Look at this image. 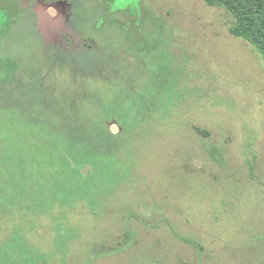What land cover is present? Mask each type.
<instances>
[{"label": "rangeland", "instance_id": "1", "mask_svg": "<svg viewBox=\"0 0 264 264\" xmlns=\"http://www.w3.org/2000/svg\"><path fill=\"white\" fill-rule=\"evenodd\" d=\"M233 21L204 0H0V264H264V60Z\"/></svg>", "mask_w": 264, "mask_h": 264}, {"label": "trees", "instance_id": "2", "mask_svg": "<svg viewBox=\"0 0 264 264\" xmlns=\"http://www.w3.org/2000/svg\"><path fill=\"white\" fill-rule=\"evenodd\" d=\"M207 5L220 7L227 9L234 17L233 24L230 26V32L232 35L242 38L251 45H253L258 53L261 55L264 60V0H204ZM6 71V68H5ZM26 87L23 84H19L16 87V98H18V102H25V94ZM1 99H10L12 95L10 93H2L0 94ZM30 103V101H28ZM27 103V104H28ZM1 110H5L7 112H11V114L20 115L21 117L26 118L28 122H32L33 124H38L43 127L46 126L47 133L51 136L54 134L60 138L61 141H57L56 137L50 138L54 139L57 142H49L57 146L59 143L63 148L67 149L70 155H76L78 160H83L95 166V161L109 157V152L106 151H96V146L93 145L90 141H85L80 138L74 137L70 134V132L65 131L62 126H59L61 130L55 129L53 126L47 122L42 121L40 118L32 117L30 111L23 109L22 107L16 105H8L2 106ZM36 114V113H35ZM18 115V116H19ZM38 116V115H37ZM37 118V119H36ZM64 140V141H63ZM19 147L26 148L25 150L28 152V148L33 147V145L28 144L22 145ZM17 152L18 149H16ZM32 151H36L37 149L31 148ZM68 158H71L67 156ZM93 164V165H92Z\"/></svg>", "mask_w": 264, "mask_h": 264}]
</instances>
